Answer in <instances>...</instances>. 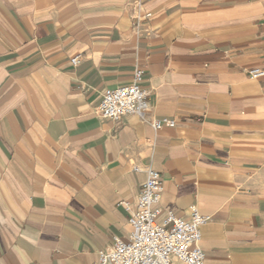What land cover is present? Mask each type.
Segmentation results:
<instances>
[{
  "label": "crops",
  "instance_id": "obj_1",
  "mask_svg": "<svg viewBox=\"0 0 264 264\" xmlns=\"http://www.w3.org/2000/svg\"><path fill=\"white\" fill-rule=\"evenodd\" d=\"M137 68L144 115L102 117L104 90ZM254 68L264 0H0V264H96L127 239L121 202L149 167L163 181L158 222L192 207L208 217L205 264H264ZM162 118L175 124L153 128Z\"/></svg>",
  "mask_w": 264,
  "mask_h": 264
},
{
  "label": "built area",
  "instance_id": "obj_2",
  "mask_svg": "<svg viewBox=\"0 0 264 264\" xmlns=\"http://www.w3.org/2000/svg\"><path fill=\"white\" fill-rule=\"evenodd\" d=\"M76 66L80 57L70 58ZM261 68L249 71L251 78L262 76ZM148 90L143 86V70H134L130 84L104 90L98 105L99 114L109 120H118L126 114L143 116L147 106ZM158 129L163 124L174 125V120L162 118L151 122ZM139 171L138 167L133 168ZM163 181L156 170L147 168L134 204L121 202L128 213L130 232L127 239L114 237L110 247L97 252L96 264H205V254L198 247L201 227L208 217L201 215L195 207L187 217L168 211L162 222L157 221Z\"/></svg>",
  "mask_w": 264,
  "mask_h": 264
}]
</instances>
